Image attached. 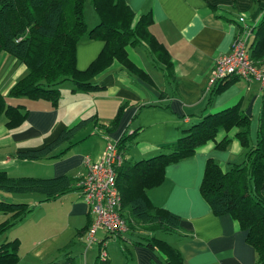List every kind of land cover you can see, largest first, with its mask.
I'll use <instances>...</instances> for the list:
<instances>
[{
  "label": "crops",
  "instance_id": "1",
  "mask_svg": "<svg viewBox=\"0 0 264 264\" xmlns=\"http://www.w3.org/2000/svg\"><path fill=\"white\" fill-rule=\"evenodd\" d=\"M126 1L135 13L134 24L151 13L149 30L168 56L158 57L144 44L129 45L133 68L115 60L96 76L100 88L94 92L74 91L72 83L61 84L58 105L46 98L10 96L13 85L26 75L27 66L5 51L0 53V93L8 105L28 112L26 120L13 129L8 128L5 115L0 117V170L11 176L66 174L75 180L72 191L56 200H44L43 196L30 202L28 198L35 196H28L31 193L0 192V199L28 202L33 208L21 223L0 236V246L20 241L18 258L12 264H96L101 249L108 253V264H167V255L158 247H148L138 234L107 237L101 229L97 241L86 248L85 230L93 215L79 187L87 172L85 156L98 159L108 142L134 130L127 139V158L138 161L167 153L168 145L203 117L233 106H239L250 119V139L256 143L264 113V86L246 78H229L232 80L210 86L209 78L217 58L231 51L236 38L247 39L251 55L255 29L264 16V0ZM104 44L102 40L80 42L78 69H87ZM93 114L102 124H111L118 115L119 121L110 131L88 127L77 137L80 141L68 149L64 144L55 152L66 149L59 157L27 160L17 155L42 148L63 129ZM237 131H221L216 140L203 144L190 157L168 164L163 181L146 191L155 206L182 217L178 233L165 237L166 233L160 232L157 236L178 248L186 264H257V252L239 222L229 214L215 215L201 193L209 159L225 170L244 159ZM226 135L231 142L218 147ZM8 217L0 212V223Z\"/></svg>",
  "mask_w": 264,
  "mask_h": 264
},
{
  "label": "trees",
  "instance_id": "2",
  "mask_svg": "<svg viewBox=\"0 0 264 264\" xmlns=\"http://www.w3.org/2000/svg\"><path fill=\"white\" fill-rule=\"evenodd\" d=\"M88 1L92 3L99 19L91 28L84 14ZM134 21L135 13L126 0H0V53L5 51L27 66L26 75L13 85L9 95L46 98L58 105L61 95L59 86L65 81H72L74 91L94 92L100 88L96 76L115 60L133 68L127 52L129 45L144 44L154 55L167 57V51L149 30L151 13L142 15L135 24ZM255 30L251 57L260 61L264 58V16ZM84 40H102L105 44L91 65L80 70L77 67L76 51L77 45ZM229 80L232 79L222 84ZM2 115L8 119V128L13 129L26 120L28 112L21 106L8 105L6 97L0 93V117ZM118 121L119 115L111 124L106 125L99 122L97 115H90L63 129L52 142L42 148L19 151L17 155L27 160L59 157L71 145L80 141L77 140L78 135L88 127L110 131L117 126ZM234 128H238L236 137L245 149L244 159L232 163L226 170L214 159H209L201 183V193L215 215L229 214L239 222L241 229L247 233L248 243L257 252V264H264V113L255 144L250 139V119L239 106L203 117L188 128L178 141L168 145L169 152L150 158L138 161L127 158V139L135 130L116 141L123 156L117 174L123 199L122 214L129 226L127 234L141 235L148 247L161 249L167 255V264L186 263L180 250L157 234L178 233L182 228V217L155 206L146 191L163 181L168 164L190 157L203 144L216 140L221 131L229 133ZM230 142L231 138L226 135L218 142V147H227ZM64 144H68V147L55 153ZM74 182V178L66 174L41 178L11 176L0 170V192L39 193L44 196V200H54L72 190ZM32 209L28 202L0 199V212L9 214L8 219L0 223V236L21 223ZM124 235L126 233L120 236ZM113 236L107 233V237ZM19 248V239L4 242L0 246V264L14 263ZM102 250L96 264L109 262L107 258H102Z\"/></svg>",
  "mask_w": 264,
  "mask_h": 264
},
{
  "label": "built area",
  "instance_id": "3",
  "mask_svg": "<svg viewBox=\"0 0 264 264\" xmlns=\"http://www.w3.org/2000/svg\"><path fill=\"white\" fill-rule=\"evenodd\" d=\"M232 77L258 81L264 86V58L260 61L252 59L245 37L236 38L229 53L218 57L212 68L209 85L214 86ZM123 163L116 142H108L102 156L92 159L85 156L86 175L79 182L81 195L93 215V222L85 234L86 248L97 241L99 230L114 236L128 232L129 226L122 214V195L118 186L117 168ZM102 258H108L105 249Z\"/></svg>",
  "mask_w": 264,
  "mask_h": 264
},
{
  "label": "rangeland",
  "instance_id": "4",
  "mask_svg": "<svg viewBox=\"0 0 264 264\" xmlns=\"http://www.w3.org/2000/svg\"><path fill=\"white\" fill-rule=\"evenodd\" d=\"M84 14H85V19H86V22H87V25H88V27L89 28H91V27H93V26H95V24H97L98 23V21H99V19H98V16H97V14H96V12H95V10H94V7H93V5H92V3L90 2V1H88V2H86V4H85V10H84ZM72 83V81H70V80H68V81H65L63 84L66 86L67 84H71ZM73 84V83H72ZM64 86V87H65ZM63 87V88H64ZM66 88V87H65ZM86 131H84L82 134H84ZM82 134H81V136H82ZM79 137H80V134L78 135ZM26 172H28V173H31V171L30 170H28V171H26ZM36 172V171H35ZM20 175H26V176H35V177H41V178H44L43 176H38V175H33V174H27V173H25V174H20ZM72 191V190H71ZM35 195V196H32V197H29L28 199L29 200H27V201H36V199H37V202H38V200L40 199V198H43V195L42 194H39V193H31V194H29L28 196H31V195ZM21 195V194H20ZM40 197V198H39ZM35 200H34V199ZM69 200H70V198H68ZM54 200H56V199H54ZM10 201V200H9ZM43 201V200H42ZM71 201V200H70ZM10 202H12V201H10ZM34 207V206H33ZM36 210V209H35ZM102 230H100L99 231V233H98V236H100L102 233ZM162 235V234H161ZM97 236V237H98ZM163 236V235H162ZM165 237H168V236H170V235H167V234H165L164 235ZM170 238V237H169ZM96 248H98V246H97V244H96ZM97 250V249H96ZM95 250V251H96ZM96 253V252H95Z\"/></svg>",
  "mask_w": 264,
  "mask_h": 264
}]
</instances>
